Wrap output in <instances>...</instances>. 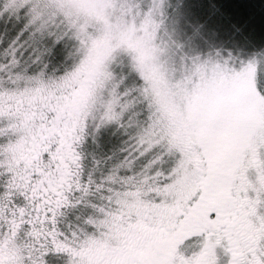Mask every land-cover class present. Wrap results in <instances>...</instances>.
<instances>
[{"label": "snow or ice", "instance_id": "snow-or-ice-1", "mask_svg": "<svg viewBox=\"0 0 264 264\" xmlns=\"http://www.w3.org/2000/svg\"><path fill=\"white\" fill-rule=\"evenodd\" d=\"M0 264H264V0H0Z\"/></svg>", "mask_w": 264, "mask_h": 264}]
</instances>
